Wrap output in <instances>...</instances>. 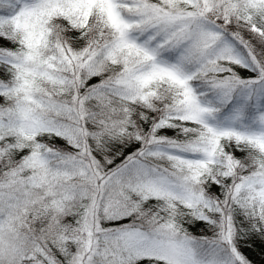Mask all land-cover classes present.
Instances as JSON below:
<instances>
[{"label": "snow or ice", "instance_id": "6c2138e0", "mask_svg": "<svg viewBox=\"0 0 264 264\" xmlns=\"http://www.w3.org/2000/svg\"><path fill=\"white\" fill-rule=\"evenodd\" d=\"M256 239L264 0H0V264H253Z\"/></svg>", "mask_w": 264, "mask_h": 264}, {"label": "trees", "instance_id": "16d2710c", "mask_svg": "<svg viewBox=\"0 0 264 264\" xmlns=\"http://www.w3.org/2000/svg\"><path fill=\"white\" fill-rule=\"evenodd\" d=\"M242 75H247V73L242 72ZM243 251L253 264H264V245L261 244L259 239L253 241L251 248L245 247Z\"/></svg>", "mask_w": 264, "mask_h": 264}, {"label": "rangeland", "instance_id": "374dc122", "mask_svg": "<svg viewBox=\"0 0 264 264\" xmlns=\"http://www.w3.org/2000/svg\"><path fill=\"white\" fill-rule=\"evenodd\" d=\"M170 134V133H169Z\"/></svg>", "mask_w": 264, "mask_h": 264}]
</instances>
